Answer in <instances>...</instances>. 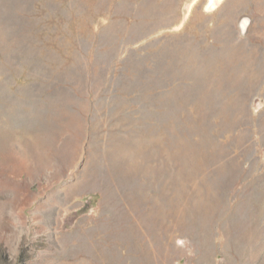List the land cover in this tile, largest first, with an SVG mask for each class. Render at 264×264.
Instances as JSON below:
<instances>
[{"label": "rangeland", "instance_id": "rangeland-1", "mask_svg": "<svg viewBox=\"0 0 264 264\" xmlns=\"http://www.w3.org/2000/svg\"><path fill=\"white\" fill-rule=\"evenodd\" d=\"M31 3L0 0V264H264V0H48L43 78Z\"/></svg>", "mask_w": 264, "mask_h": 264}, {"label": "trees", "instance_id": "trees-1", "mask_svg": "<svg viewBox=\"0 0 264 264\" xmlns=\"http://www.w3.org/2000/svg\"><path fill=\"white\" fill-rule=\"evenodd\" d=\"M32 7L39 12V19H37L32 13L28 12L27 10L21 11V21L18 24L19 27V35H20V42L14 45V49L16 50L15 53H20L23 57V61L27 62L28 70L35 75H40L43 78L45 75L44 68L46 66L51 67L54 72L55 70L58 71H65L68 70L71 66H73L72 60H68L67 63H60L58 60L52 59V55L50 54H57V55H64L63 49L60 45L50 42L49 37H53V33L47 29L43 23L46 22L48 24H55L58 23L64 25L66 22L73 23L74 18H71V14L64 12L53 5L48 3V0H32L31 3ZM50 9L55 10V16L47 18L46 15L48 14ZM10 20L7 16L5 18V23ZM30 21L33 22L30 25ZM7 24V23H6ZM13 24H11L12 26ZM4 41L5 36H4ZM7 44V43H5ZM9 44V43H8ZM84 46H86L88 53L90 52L93 55V43L89 46L87 42L84 41ZM81 43H76L75 47L77 49V53H82L84 50V46ZM26 50V51H25ZM2 52L0 51V55ZM50 56V60H45V56ZM68 59V58H66ZM21 60V62H22ZM64 85H68L69 82L65 81L62 82Z\"/></svg>", "mask_w": 264, "mask_h": 264}]
</instances>
